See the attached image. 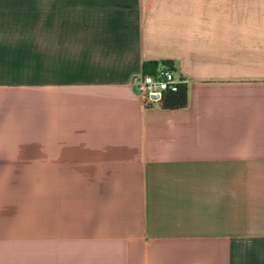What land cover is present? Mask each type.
<instances>
[{
    "label": "crops",
    "instance_id": "obj_1",
    "mask_svg": "<svg viewBox=\"0 0 264 264\" xmlns=\"http://www.w3.org/2000/svg\"><path fill=\"white\" fill-rule=\"evenodd\" d=\"M71 262L264 264V0H0V264Z\"/></svg>",
    "mask_w": 264,
    "mask_h": 264
},
{
    "label": "built area",
    "instance_id": "obj_2",
    "mask_svg": "<svg viewBox=\"0 0 264 264\" xmlns=\"http://www.w3.org/2000/svg\"><path fill=\"white\" fill-rule=\"evenodd\" d=\"M130 83L139 94L142 105L147 107L160 105L162 97L184 83V79L170 62L158 61L152 69L131 75Z\"/></svg>",
    "mask_w": 264,
    "mask_h": 264
},
{
    "label": "trees",
    "instance_id": "obj_3",
    "mask_svg": "<svg viewBox=\"0 0 264 264\" xmlns=\"http://www.w3.org/2000/svg\"><path fill=\"white\" fill-rule=\"evenodd\" d=\"M158 61L169 62L166 59L146 60L142 64V71L152 69ZM186 103V86L184 83L178 85L174 91L167 92L161 99V106L164 108H174L185 105Z\"/></svg>",
    "mask_w": 264,
    "mask_h": 264
},
{
    "label": "rangeland",
    "instance_id": "obj_4",
    "mask_svg": "<svg viewBox=\"0 0 264 264\" xmlns=\"http://www.w3.org/2000/svg\"><path fill=\"white\" fill-rule=\"evenodd\" d=\"M71 264H72V262H71Z\"/></svg>",
    "mask_w": 264,
    "mask_h": 264
}]
</instances>
